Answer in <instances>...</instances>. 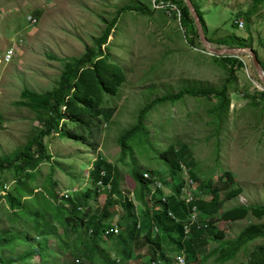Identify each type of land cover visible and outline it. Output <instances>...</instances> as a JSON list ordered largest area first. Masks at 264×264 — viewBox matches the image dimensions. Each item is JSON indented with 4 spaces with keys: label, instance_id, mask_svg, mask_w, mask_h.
Masks as SVG:
<instances>
[{
    "label": "rangeland",
    "instance_id": "obj_1",
    "mask_svg": "<svg viewBox=\"0 0 264 264\" xmlns=\"http://www.w3.org/2000/svg\"><path fill=\"white\" fill-rule=\"evenodd\" d=\"M152 1L0 0V118L4 123L0 128L1 156L10 155L25 146L43 129L37 113L16 103L24 89L45 93L59 86L65 62H56L53 58L82 60L88 52L99 54L104 43L108 49L106 54L109 53L112 62L125 69L129 77L118 95H105L102 108L117 107L118 110L111 120L100 118L92 137H89L88 130L83 132L76 124H70V127L83 134L85 140L46 137L47 147L53 156L49 162L52 165L46 164L37 172L36 178L43 179L36 181L33 178L30 186L40 185L39 191L26 201L25 209L17 216H12L7 203L2 200L4 190L13 191L17 186L13 172L0 176V236L10 231L13 235L24 232L36 238V226L40 224L38 231L43 233V227L51 222L49 216L50 219L54 217V207L68 203L62 201L63 193L79 189L78 195H73L74 202L86 199V192L87 196L91 195L94 182L89 175L98 156L116 167L121 190L133 201L138 185L133 170L140 166L157 170L159 179L164 177L173 186L176 179L173 178L172 183V175L159 158V154L170 146L177 151H189L187 158L191 155L195 158V172L201 182L212 179L215 182L225 172L236 177V185L232 189H242L243 193L232 201L226 200L227 192L220 193V200L224 202L223 212L239 206L264 207V100L257 107L252 105L251 99L245 98L246 94L264 93L252 58L241 57L247 67L237 71L242 92L231 93L233 106L229 119L220 120L219 113L213 108L215 102L208 98L198 100L185 96L178 101L160 103L161 99H168L184 89H222L229 76L208 54L188 44L175 6L170 4L169 8L151 16L149 12L154 11ZM195 2L203 6L208 39L218 41L239 37L245 42L251 40L264 61V8L261 14L253 17L249 28L248 24L245 30L234 27L236 16L257 12L264 7L263 2ZM30 17L40 23L34 26L29 22ZM11 50L14 56L6 64L5 56ZM143 111H146L144 127L151 139L144 135L131 141L132 145L138 146L135 157L123 163L117 140L138 126ZM189 176L188 172H183L177 179L179 183L183 180L186 184ZM151 188L153 190V185ZM162 188L166 196L172 197L170 186ZM28 190L20 189L29 197L31 193ZM160 193L162 195V191L158 196ZM104 203L105 196L102 195L92 201V208H102ZM120 212L121 209L116 207L115 214ZM19 219L30 223L25 227ZM250 224L264 225V219L260 221L251 216L246 221H220L216 223V229L224 233L223 241L236 240ZM24 239L18 236L3 252L4 255L23 253L31 247ZM36 241L46 244L48 239L43 236ZM55 245L54 241L50 243L52 252H56L52 258L62 259L61 254L55 251L59 250ZM259 246H264V239L251 243L236 259L226 264H250L252 253ZM215 247L216 242L201 253L206 254ZM147 251L148 248L135 252L133 259ZM111 254L113 259H118L114 251ZM49 257L47 254L46 258ZM148 259L133 261L132 264H147ZM33 264H42V259H35ZM208 264L217 262L212 258Z\"/></svg>",
    "mask_w": 264,
    "mask_h": 264
},
{
    "label": "trees",
    "instance_id": "obj_2",
    "mask_svg": "<svg viewBox=\"0 0 264 264\" xmlns=\"http://www.w3.org/2000/svg\"><path fill=\"white\" fill-rule=\"evenodd\" d=\"M160 1L176 7L180 14L181 26L186 31L188 44L201 51L199 32L183 0ZM191 1L207 35L208 31L202 12L203 6L197 5L195 0ZM255 2L264 3V0H255ZM263 8L255 13L250 12L236 16L235 29L240 30L238 25L240 21H245L249 28L253 17L259 15ZM157 12L160 11L149 12V15H155ZM164 14L167 16L166 13ZM208 42L214 46L231 47H253L254 43L251 40L245 42L239 37L218 41L208 39ZM100 48L99 54L88 52L84 59L78 61L53 58L56 62H65V71L56 89L45 93L28 89L22 90L20 101L16 105L37 113L40 123L43 124V129L14 153L0 155V176L2 177L6 172H13V181L17 184L13 191H3L6 192V195L2 200L7 203L12 216H17L20 211L25 209L23 203L25 199L35 195V190H28V192H32L28 197L23 195L20 189H29L33 178L37 179L36 174L41 166L53 159L45 141L46 137L58 136L76 141L85 140V136L72 129L70 124H76L83 132L88 130L89 137H92L101 117L111 120L117 113V107L102 108L105 95H118L129 77L125 69L114 64L112 56L109 53L106 54L108 52L106 44H101ZM256 52L260 57L259 51L256 50ZM209 57L213 62L218 63L219 67L224 69L229 76L222 89H184L159 102H174L184 99L185 96H192L198 100L208 98L210 102H215L213 108L219 113V119H229L233 106L231 93L242 92L238 84L237 71L245 70L247 65L241 58ZM261 62L264 66V61L261 60ZM232 89L234 90L232 91ZM245 98L251 99L252 105L259 107L260 102L264 100V93L254 96L246 94ZM146 111L141 113L137 127L118 138L120 160L123 163H126L130 157H135L138 146L132 145L131 141L149 135V131L144 127ZM3 125V120L0 118V128ZM147 138L151 139L150 135ZM187 155H190L189 151H177L174 146H170L159 154L161 162L172 175V183L173 178L176 179L173 186L169 185L164 177L159 179L162 185L165 184L164 187L172 188V197L164 196L163 190L152 191L153 180L159 178L157 170L141 166L135 168L133 177L138 185L135 189L134 201L121 190L120 174L116 167L105 158L98 156L89 175V178L94 182L91 195L87 196L88 192H86V199L83 201L70 200L66 204L54 207L56 212L52 219L49 216L48 220L51 222L47 227H43L44 232L38 231L41 227L40 224L36 226L35 230L38 234L36 238L24 234V232L14 235L11 232H5L3 236H0V264H33L38 256L39 259H42V264H132L133 261L140 262L146 257L150 258L147 264H175V257L182 254L185 255L187 264H208L212 258L217 264H226L236 259L238 254L251 243L264 239V225L250 224L236 240L223 241L224 233L216 229V223L246 221L251 216L262 221L264 207L239 206L223 212L224 202L220 200V193L227 192V201L239 198L243 193L242 189H232L236 185V177L230 172H225L217 177L215 182L213 179L209 182H201L195 172V158L192 155L191 158H187ZM184 168L199 192L191 204H186L184 200L180 199L181 189L185 183L183 180L179 183L178 176L180 177V174L185 172ZM103 172L104 176H102ZM147 173L150 174V179L146 178ZM18 175L20 178L17 177ZM100 182L103 183V186L100 185ZM108 186H110V190L105 188ZM159 191H162L160 196H158ZM102 195L105 196L104 206L94 210L92 201ZM163 199L166 200L165 203ZM116 207L121 209L118 215L115 214ZM193 210H196L197 214L194 223L191 220ZM117 218L119 219L117 227L120 228V234L107 236V230L113 228V222ZM19 220L24 223V226L30 223L24 222L22 219ZM186 227L190 229L189 232ZM31 229H33V225ZM16 235L22 239L26 237L24 240L29 241L31 247L23 253L4 255L3 252L7 251L6 248H10L17 240L18 236ZM43 236L48 239L46 244H33L37 238L42 239ZM51 241L56 243L55 248L59 250L55 251L61 254L62 259L52 258L56 252H52ZM214 242L217 243V247L206 254L201 253ZM146 248H148L147 253L133 259L135 252ZM112 251L117 254L118 259H113ZM47 254L50 255L49 258H46ZM250 264H264V246L257 247L252 253Z\"/></svg>",
    "mask_w": 264,
    "mask_h": 264
},
{
    "label": "built area",
    "instance_id": "obj_3",
    "mask_svg": "<svg viewBox=\"0 0 264 264\" xmlns=\"http://www.w3.org/2000/svg\"><path fill=\"white\" fill-rule=\"evenodd\" d=\"M152 4H153L154 11L155 10L162 11V10H165V9L170 7L169 6L170 4L162 2L160 0H153ZM171 8H172V6H171ZM168 14H169V17H171L170 13H168ZM178 15H179V19H180L179 12H178ZM29 22L32 23L34 26L38 25L40 23V21L38 19H35L33 17L29 18ZM238 25H239L240 30H245L246 29V23L244 21L238 22ZM13 56H14V52L12 50L9 51L7 53V55L5 56V63L6 64L10 63L12 61ZM0 63H2V62H0ZM184 171L187 173V170L185 168H184ZM102 176H104V172L102 173ZM145 176H146L147 179H150V175L148 173ZM100 185L103 186V183L100 182ZM162 186L163 185H162V183L160 181L155 182L153 184L154 192L157 189L163 190ZM105 188H107L109 190L111 189L110 186L105 187ZM79 191H80L79 189L74 188L72 191H67V192L63 193V195L61 197L62 201H67L68 202L70 200H73V195H75V196L78 195ZM198 193L199 192L197 191L196 184L193 182V180L189 176V179H188L187 183L184 184V186L181 189V197H180V199L184 200L186 202V204H191L192 202H194L195 198L198 196ZM164 196H166L165 193H164ZM163 202L165 203L166 200L163 199ZM196 219H197L196 210H193V215H192L191 220L194 223L196 221ZM117 223H118L117 219L114 220L113 228L107 230V232H106L107 236L109 234L110 235H114V236H117V235L120 234V228L117 227ZM140 228H141V226H140ZM186 229H187V232L190 231L189 228L186 227ZM155 232H157L156 229H155ZM175 264H187L185 255H183V254L182 255H177L175 257Z\"/></svg>",
    "mask_w": 264,
    "mask_h": 264
},
{
    "label": "water",
    "instance_id": "obj_4",
    "mask_svg": "<svg viewBox=\"0 0 264 264\" xmlns=\"http://www.w3.org/2000/svg\"><path fill=\"white\" fill-rule=\"evenodd\" d=\"M185 7L187 8L195 27L201 29V19L195 10L192 1L191 0H183ZM201 48L203 53L208 54V56H214L219 58H226L229 55H239L236 58L241 57H250L252 58L253 65L255 67V70L258 74V72L264 73V66L262 65V62L259 58V55L257 54L256 50L253 47H231V46H220L219 50H213L211 49V44L208 42L207 35L204 31V34H202V38L200 40ZM264 86V85H263Z\"/></svg>",
    "mask_w": 264,
    "mask_h": 264
},
{
    "label": "crops",
    "instance_id": "obj_5",
    "mask_svg": "<svg viewBox=\"0 0 264 264\" xmlns=\"http://www.w3.org/2000/svg\"><path fill=\"white\" fill-rule=\"evenodd\" d=\"M260 14H261V13H260ZM244 22H245V21H244ZM245 23H246V22H245ZM259 58H260V57H259ZM261 59H262V58H261ZM117 141H118V140H117ZM46 164H50V163L48 162V163L43 164V165L41 166V168H42L43 166H45ZM50 165H52V164H50ZM39 171H41V169H40ZM149 175H150V174H149ZM39 178H40V179H43V177H39ZM39 178H38V179H39ZM38 179H37L36 181H38ZM155 179H156V180H153V184H154L155 182H157V181H160L159 178H155ZM14 183H15V182H14ZM44 184H45V183H44ZM163 186H164V185H163ZM5 187H6V186H5ZM39 188H40V185H39V186H36L35 188H33L32 186H30L29 190H30V191H33L34 189H36L35 192L38 193V191H39L38 189H39ZM41 188H43V187H41ZM5 191H6V190H5ZM44 191H46V190H44ZM152 191H154V189H153ZM3 193H5V195H6V192H3ZM30 193H32V192H30ZM134 193H135V192H134ZM5 195H4V196H5ZM4 196H3V197H4ZM26 201H30V200H29V199H25L24 202H23L24 205H25ZM97 208L101 209L100 207H97ZM97 208H96V209H97ZM119 208H120V207H119ZM9 232H10V231H9ZM37 239H39V238H37ZM39 240H41V239H39ZM52 242H53V241H51V243H52ZM36 243H38V241H37ZM36 243L33 242V244H36ZM41 243H42V242H41ZM42 244H43V243H42ZM39 258H40L39 256L36 257V259H39Z\"/></svg>",
    "mask_w": 264,
    "mask_h": 264
},
{
    "label": "bare ground",
    "instance_id": "obj_6",
    "mask_svg": "<svg viewBox=\"0 0 264 264\" xmlns=\"http://www.w3.org/2000/svg\"><path fill=\"white\" fill-rule=\"evenodd\" d=\"M193 4V3H192ZM173 6V5H172ZM194 6V5H193ZM204 27H203V24H202V22H201V29L200 28H198V32H199V36H200V40H201V38H202V34H204ZM211 49H213V50H219L220 48H217V47H214L213 45H211ZM237 56H239L238 54L237 55H229V56H227L226 58H236ZM258 74H259V76H260V78H261V80H262V83H263V85H264V73L263 72H258Z\"/></svg>",
    "mask_w": 264,
    "mask_h": 264
}]
</instances>
